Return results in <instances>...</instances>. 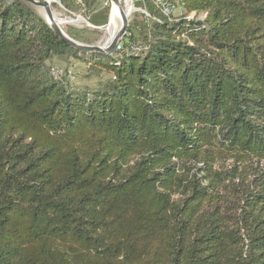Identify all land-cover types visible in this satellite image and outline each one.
<instances>
[{
	"label": "trees",
	"instance_id": "16d2710c",
	"mask_svg": "<svg viewBox=\"0 0 264 264\" xmlns=\"http://www.w3.org/2000/svg\"><path fill=\"white\" fill-rule=\"evenodd\" d=\"M54 1L108 22L110 0ZM140 4L100 53L0 0V264H264V0ZM64 56L109 77L58 80Z\"/></svg>",
	"mask_w": 264,
	"mask_h": 264
},
{
	"label": "rangeland",
	"instance_id": "374dc122",
	"mask_svg": "<svg viewBox=\"0 0 264 264\" xmlns=\"http://www.w3.org/2000/svg\"><path fill=\"white\" fill-rule=\"evenodd\" d=\"M50 1V9L54 15V18L58 22L59 26L64 30V32H69L70 28L77 29V33L82 34L86 40H96L94 44H100L102 46H106L112 39V37L118 33L120 28L122 27V19L119 17L114 25H110L109 19L107 24L102 28H95L91 23H89L88 19L84 16L81 11H67L60 4L59 1L49 0ZM122 6L125 8L124 10L128 14L129 22L131 21L135 12H139L137 8L141 6L140 3L136 2V0H120ZM129 2V3H128ZM53 3V4H52ZM104 3H108V0H105ZM112 1L110 0V10H111ZM131 8H130V7ZM38 12L43 15L45 18L47 16L46 10L44 7L35 6ZM182 9L176 8L174 11V19H179L181 16ZM110 17V12H109ZM205 14L199 15L198 18H204ZM112 30V32H111ZM96 31V32H95ZM50 66L58 67L60 70L64 71V82H67L69 85L74 87H88L95 88L102 81L106 80L109 75L102 72L97 73L94 69H92L88 63L84 61L74 58L72 56H64V57H54L53 60L48 62ZM59 80V79H58ZM254 167L258 165L260 167H264V160L257 162V160L252 161ZM249 162H245L244 164H240L235 162L233 159H225L214 165V168L220 171L232 170L235 166L240 169V171L244 170V172L249 173L252 169V166H249Z\"/></svg>",
	"mask_w": 264,
	"mask_h": 264
},
{
	"label": "water",
	"instance_id": "95a60500",
	"mask_svg": "<svg viewBox=\"0 0 264 264\" xmlns=\"http://www.w3.org/2000/svg\"><path fill=\"white\" fill-rule=\"evenodd\" d=\"M29 3H31L34 6L37 7H44L47 13L46 20L49 22V24L52 26V28L61 36L63 37L66 42L76 48L79 51H84V52H100V53H111L115 50L116 45L118 42L124 37V35L127 33V29L129 26V19H128V14L124 10L121 1L120 0H111L112 2H115L119 6V13L120 17L122 19V27L118 31L117 34H115L111 41L106 45H85L81 44L70 37L64 32V30L59 26L58 22L54 18V15L50 9V1L49 0H25ZM109 22H110V17H109Z\"/></svg>",
	"mask_w": 264,
	"mask_h": 264
},
{
	"label": "built area",
	"instance_id": "2783aa9c",
	"mask_svg": "<svg viewBox=\"0 0 264 264\" xmlns=\"http://www.w3.org/2000/svg\"><path fill=\"white\" fill-rule=\"evenodd\" d=\"M140 3H145V0H136ZM153 5L159 9V11L166 16L169 20H174V11L176 8L182 7L183 0H149ZM182 9V8H181ZM140 12L144 13L146 16H150L149 11L145 6L137 8ZM182 15V11L180 13ZM195 13H191L187 18H193ZM176 20V19H175ZM178 20V19H177ZM120 42V41H119ZM118 42L116 49H121V44ZM52 75L56 79H62L64 77V71L60 70L58 67L52 69Z\"/></svg>",
	"mask_w": 264,
	"mask_h": 264
},
{
	"label": "bare ground",
	"instance_id": "6f19581e",
	"mask_svg": "<svg viewBox=\"0 0 264 264\" xmlns=\"http://www.w3.org/2000/svg\"><path fill=\"white\" fill-rule=\"evenodd\" d=\"M119 17H120L119 6L115 2H112V4H111V10H110V25H114ZM111 32H112V30H111Z\"/></svg>",
	"mask_w": 264,
	"mask_h": 264
},
{
	"label": "crops",
	"instance_id": "0c3cea01",
	"mask_svg": "<svg viewBox=\"0 0 264 264\" xmlns=\"http://www.w3.org/2000/svg\"><path fill=\"white\" fill-rule=\"evenodd\" d=\"M136 2H138V1H136ZM138 3H139V2H138ZM140 7H143V6L141 5Z\"/></svg>",
	"mask_w": 264,
	"mask_h": 264
}]
</instances>
